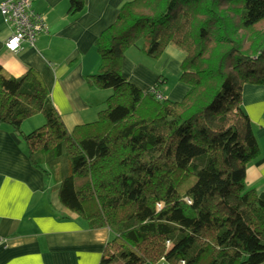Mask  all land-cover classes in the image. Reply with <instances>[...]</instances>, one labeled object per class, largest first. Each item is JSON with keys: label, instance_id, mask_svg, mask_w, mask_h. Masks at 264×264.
I'll list each match as a JSON object with an SVG mask.
<instances>
[{"label": "trees", "instance_id": "16d2710c", "mask_svg": "<svg viewBox=\"0 0 264 264\" xmlns=\"http://www.w3.org/2000/svg\"><path fill=\"white\" fill-rule=\"evenodd\" d=\"M68 2L71 16L84 7ZM169 43L184 52L179 101L120 69L126 48L158 57ZM94 49L86 80L112 93L85 134L66 130L36 71L14 76L1 65L0 124L58 179L65 206L109 228L99 264L262 263L264 200L244 184L259 146L241 100L245 83L264 84V0H128ZM37 113L45 123L23 134Z\"/></svg>", "mask_w": 264, "mask_h": 264}, {"label": "crops", "instance_id": "0c3cea01", "mask_svg": "<svg viewBox=\"0 0 264 264\" xmlns=\"http://www.w3.org/2000/svg\"><path fill=\"white\" fill-rule=\"evenodd\" d=\"M126 1L84 0L82 11L71 16L68 0H31L47 30L33 46L22 41L15 51L5 46L12 29L0 14V65L14 76L36 71L64 127L78 137L87 132L86 123L97 119L112 93L111 88L89 85L86 75L95 73L99 63L96 38ZM183 58L184 52L172 43L158 57L130 46L124 50L120 69L143 91L162 81L158 89L164 97L179 101L188 89L178 80ZM241 102L259 146L246 165L244 184L264 200V84L245 83ZM37 121L27 125L23 121V134L32 131ZM41 167L31 162L23 137L0 124V264H99L111 231L91 227L87 218L65 206L58 179L46 177Z\"/></svg>", "mask_w": 264, "mask_h": 264}, {"label": "built area", "instance_id": "2783aa9c", "mask_svg": "<svg viewBox=\"0 0 264 264\" xmlns=\"http://www.w3.org/2000/svg\"><path fill=\"white\" fill-rule=\"evenodd\" d=\"M0 14L12 29L5 41V46L11 51L19 49L22 41L33 46L38 35L47 30L41 15L33 10L31 0H1ZM151 90L157 97H164L154 87Z\"/></svg>", "mask_w": 264, "mask_h": 264}, {"label": "rangeland", "instance_id": "374dc122", "mask_svg": "<svg viewBox=\"0 0 264 264\" xmlns=\"http://www.w3.org/2000/svg\"><path fill=\"white\" fill-rule=\"evenodd\" d=\"M169 77H171L172 78V75H169ZM171 80V79H170ZM27 119V120H26ZM25 120H23V121H26V122H24L25 124L24 125H27V123H29L30 121H37L38 123H37V125H36V127H34L33 129H31V130H34V129H36V128H38V127H40V126H42L44 123H45V118H44V116L42 115V114H40V113H37V114H34V115H32V116H30V117H28V118H26ZM29 119V120H28ZM23 121H22V123H23ZM22 123H21V126H22ZM169 241H167L166 242V244L168 243Z\"/></svg>", "mask_w": 264, "mask_h": 264}]
</instances>
